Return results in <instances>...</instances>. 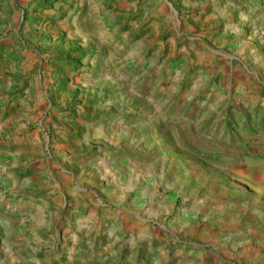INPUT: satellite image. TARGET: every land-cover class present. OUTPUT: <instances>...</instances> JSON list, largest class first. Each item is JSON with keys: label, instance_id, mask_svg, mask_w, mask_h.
<instances>
[{"label": "rangeland", "instance_id": "374dc122", "mask_svg": "<svg viewBox=\"0 0 264 264\" xmlns=\"http://www.w3.org/2000/svg\"><path fill=\"white\" fill-rule=\"evenodd\" d=\"M0 264H264V0H0Z\"/></svg>", "mask_w": 264, "mask_h": 264}]
</instances>
